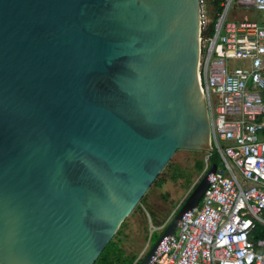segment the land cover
Segmentation results:
<instances>
[{"label":"water","instance_id":"water-1","mask_svg":"<svg viewBox=\"0 0 264 264\" xmlns=\"http://www.w3.org/2000/svg\"><path fill=\"white\" fill-rule=\"evenodd\" d=\"M200 16L201 0H0V264H93L177 150L214 148Z\"/></svg>","mask_w":264,"mask_h":264},{"label":"built area","instance_id":"built-area-1","mask_svg":"<svg viewBox=\"0 0 264 264\" xmlns=\"http://www.w3.org/2000/svg\"><path fill=\"white\" fill-rule=\"evenodd\" d=\"M240 9L261 20L236 17ZM205 23L200 16L197 71L214 148L201 176L212 152L219 163L152 264H264V0H221L212 33L201 36Z\"/></svg>","mask_w":264,"mask_h":264},{"label":"rangeland","instance_id":"rangeland-1","mask_svg":"<svg viewBox=\"0 0 264 264\" xmlns=\"http://www.w3.org/2000/svg\"><path fill=\"white\" fill-rule=\"evenodd\" d=\"M249 16H257V12L252 11ZM211 5L204 2L201 5V20L209 22L213 17ZM233 65L238 66V61H233ZM207 151L179 149L169 159L168 163L159 173L164 182L161 186H150L145 193L144 203L136 205L132 212L125 218L122 228L121 245L128 252H137L138 257L142 256L150 245L149 235L153 231H160L158 226H153L148 213V207H153L157 211L165 212L171 215L190 192L201 173L194 170V164L197 159L202 158L205 162ZM176 168L183 170L188 174L191 180V187L185 178L181 177L176 181L170 179V175L176 171ZM147 236V237H146Z\"/></svg>","mask_w":264,"mask_h":264},{"label":"trees","instance_id":"trees-1","mask_svg":"<svg viewBox=\"0 0 264 264\" xmlns=\"http://www.w3.org/2000/svg\"><path fill=\"white\" fill-rule=\"evenodd\" d=\"M220 1L221 0H201V3L207 2L209 5H211V7L213 9V13H214L212 19L209 22H206L204 24L205 28L201 29V36L209 35L212 33L215 15H216L217 11L220 9ZM208 161H209L208 169L212 166V164H218L219 163L218 154L216 152H212L209 156ZM204 166H205V162L203 161V159L202 158L197 159L195 161V164H194V170L197 173H201L204 169ZM181 177L185 178L187 183H188V186L191 187L190 177L188 176V174L184 173L183 170L176 168V171L170 175V179L172 181H176L177 179H179ZM163 182H164L163 177H161V176L159 177V175H158L156 177V179L153 181V183L151 184V186H161ZM194 185H192V188ZM144 198H145V194L143 195V197L141 198L139 203H144V200H145ZM185 198H184V200H185ZM184 200L180 203V205L184 202ZM137 206H138V204H137ZM148 213H149V216H150V219L152 221L153 226L161 225L165 221V219L169 216L168 213L157 211L153 207H148ZM124 223H125V220L121 223L119 229L114 234L113 238L107 243V245L104 247V249L102 250V252L97 257V259L95 260V262L93 264H138V262H139L138 253L137 252H128V250L125 249L121 245V242H122L121 234H122V228H123ZM164 228L161 229L160 231H153L149 235V239H150L149 247L159 237V235L164 230ZM257 228L262 230V233L264 232V225H257Z\"/></svg>","mask_w":264,"mask_h":264},{"label":"crops","instance_id":"crops-1","mask_svg":"<svg viewBox=\"0 0 264 264\" xmlns=\"http://www.w3.org/2000/svg\"><path fill=\"white\" fill-rule=\"evenodd\" d=\"M252 11H255V10H253V9H248V10L240 9V10H236L234 13H235L236 17L247 16L249 18L256 19V20L260 21L261 20V14L257 11H255V12H257V16H249V14L253 13ZM199 204H200V202H199Z\"/></svg>","mask_w":264,"mask_h":264}]
</instances>
